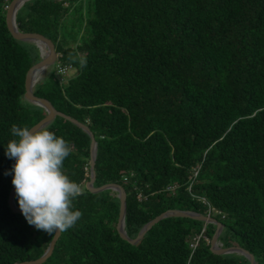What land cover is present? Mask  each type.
Masks as SVG:
<instances>
[{"label":"trees","instance_id":"obj_1","mask_svg":"<svg viewBox=\"0 0 264 264\" xmlns=\"http://www.w3.org/2000/svg\"><path fill=\"white\" fill-rule=\"evenodd\" d=\"M12 1L0 0V264L41 258L55 235L9 204L11 127L31 129L48 115L25 99L41 53L12 36ZM16 23L54 43L57 62L34 95L93 133L94 186L124 188L129 238L167 211L215 209L223 247L264 264V0H32ZM46 128L70 144L64 171L84 192L73 201L82 217L44 264H251L214 254L217 225L192 218L164 219L136 245L124 240L117 193L86 187L90 135L60 116Z\"/></svg>","mask_w":264,"mask_h":264},{"label":"clouds","instance_id":"obj_2","mask_svg":"<svg viewBox=\"0 0 264 264\" xmlns=\"http://www.w3.org/2000/svg\"><path fill=\"white\" fill-rule=\"evenodd\" d=\"M15 139L8 142L5 155L14 159L11 172L18 205L30 226L52 236L74 227L82 217L73 201L84 188L70 180L64 161L70 144L47 128L11 127Z\"/></svg>","mask_w":264,"mask_h":264},{"label":"water","instance_id":"obj_3","mask_svg":"<svg viewBox=\"0 0 264 264\" xmlns=\"http://www.w3.org/2000/svg\"><path fill=\"white\" fill-rule=\"evenodd\" d=\"M29 1H32V0H13L11 2V4L7 7L6 20H7L8 28H9L12 36L15 39H17L18 41L35 44L39 48L40 53H41V61L38 64H36L35 66H33L27 74L25 99L28 102L32 103L33 105L44 108L48 115L46 118L41 120L38 124H36L32 128H46V127H48V125H50L56 119L57 116H60V117H63L65 119L71 121L75 125L81 127L83 130H85L90 135V137L92 139L91 175H90V181L87 183L86 187L88 190H90L93 193H100V192H104L106 190H111V191L117 193V195L120 199V203H121L120 216H119V221H118V225H117V230H118L119 235L124 240L128 241L129 243L136 245L144 238V236L157 223H159L160 221H162L164 219L171 218V217L192 218L195 220L203 221L205 223L217 225V231H216L215 236L211 242V250L214 254H216V255L237 254V255H241V256L246 257L250 261L251 264H257L255 257L249 251H247L241 247H230V248H224L223 247V245L219 241V238H220L222 231H223L222 223L218 222L213 217L203 216V215L192 213V212L177 211V210L167 211V212L161 214L160 216H158L157 218H155L154 220L150 221L147 225H145L143 227V229L140 231V233L136 239H131L128 237L126 230H125V217H126V207H127L126 191L124 190V188L122 186L117 185V184H107V185H104L100 188H96L94 186V183L96 180L95 166H96V156H97V142L95 140L93 133L91 132V130L89 129L88 126L80 123L79 121H77V120H75L69 116H66V115L58 112L48 100L39 98V97L34 95L35 86L33 85L32 81H33V77H34L35 73L39 70L48 71L51 67H53L56 64L57 59H58V55H57L56 50H55V45L50 39H48V38H46L40 34L23 33L18 29V26L16 23L17 13L23 7V5ZM17 7H19V8L16 12V15L13 16L14 15L13 14L14 9H16ZM38 42L45 44V46L47 47L49 54L46 57H43L42 51L38 45ZM15 195H16L15 188H13L11 191V194H10V199H9L10 207L15 213L22 214L20 211V208L15 203V200H14ZM60 236H61V233H59V231L57 230V232L55 233V235L51 241V244H50L48 250L46 251V253L41 258H39L35 261H28V262L17 263V264H44L53 255L56 244H57Z\"/></svg>","mask_w":264,"mask_h":264},{"label":"bare ground","instance_id":"obj_4","mask_svg":"<svg viewBox=\"0 0 264 264\" xmlns=\"http://www.w3.org/2000/svg\"><path fill=\"white\" fill-rule=\"evenodd\" d=\"M18 8L19 7H17L16 9H14V13H13L14 15L13 16L16 15V12H17ZM38 45H39V47H40V49L42 51L43 57H46L49 54V51H48L47 47L45 46V44L40 43V42H38ZM39 71L40 72L36 76L33 77L32 83H33L34 86H36L45 77V75L48 72L46 70L45 71L39 70Z\"/></svg>","mask_w":264,"mask_h":264},{"label":"built area","instance_id":"obj_5","mask_svg":"<svg viewBox=\"0 0 264 264\" xmlns=\"http://www.w3.org/2000/svg\"><path fill=\"white\" fill-rule=\"evenodd\" d=\"M61 73H62V74H65L66 71H65V70H61ZM193 173H194L193 178H194V180H195L196 177H197V175H198V173H199V167L195 168L194 171H193ZM175 188H176V186H174V187H172V188H169V189H175ZM190 189H191V188H190ZM204 202H205V201H204ZM210 211H211V212H210L209 217H212L211 214H214V215H218V214H220V213L217 212L215 209H210ZM199 239H200V237L197 238V239H195L194 242L191 244V248H192V249H195V248L197 247Z\"/></svg>","mask_w":264,"mask_h":264},{"label":"rangeland","instance_id":"obj_6","mask_svg":"<svg viewBox=\"0 0 264 264\" xmlns=\"http://www.w3.org/2000/svg\"><path fill=\"white\" fill-rule=\"evenodd\" d=\"M75 74L74 70H67V72L65 74H60V78L62 80V82H66L68 78L72 77Z\"/></svg>","mask_w":264,"mask_h":264}]
</instances>
